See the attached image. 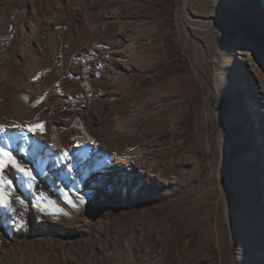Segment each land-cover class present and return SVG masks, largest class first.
Here are the masks:
<instances>
[{
  "label": "rangeland",
  "instance_id": "1",
  "mask_svg": "<svg viewBox=\"0 0 264 264\" xmlns=\"http://www.w3.org/2000/svg\"><path fill=\"white\" fill-rule=\"evenodd\" d=\"M72 1L36 11L38 24L26 44L45 67L36 76L20 70L23 83L3 87L0 123L14 129L21 146L30 133L41 142L47 120L37 121V113L58 92L66 104L55 118L90 111L95 122L110 107L106 120L127 121L134 131H122L94 167L89 155L50 190L43 188L48 159L37 155L33 165H21L31 178L8 162L2 170L16 168L18 195L0 186V197L7 196V204L0 199V264H264V230L246 229L264 221V188L252 178L261 165L254 154L264 152V142L249 131L238 102L264 92V0L188 1L202 21L187 25L199 67L179 0ZM18 2L0 0V21L14 15ZM7 22L14 26L13 17ZM91 27L98 47L89 79L95 89L84 102L64 89L63 79L71 70L73 87H82L74 67L83 62L79 54ZM239 61L255 70L249 91L238 89ZM217 74L223 87L216 86ZM41 80L38 90L46 93L39 95ZM234 114L239 119L229 120ZM37 125L42 130L29 131ZM124 159L144 171L130 182V195L110 180L108 166ZM69 161L67 155L59 164ZM242 174L246 183L237 182Z\"/></svg>",
  "mask_w": 264,
  "mask_h": 264
},
{
  "label": "bare ground",
  "instance_id": "2",
  "mask_svg": "<svg viewBox=\"0 0 264 264\" xmlns=\"http://www.w3.org/2000/svg\"><path fill=\"white\" fill-rule=\"evenodd\" d=\"M73 2L72 0H68ZM189 0H179V11L181 12V21L182 27L187 31V36L189 43L191 45V52L194 61L198 66V49L197 43L190 36V30L187 26L188 24L199 25L202 21L194 17L190 11L187 9ZM244 0H238L242 2ZM63 0H19L18 8L15 10L14 15L6 14L4 19L0 21V99L4 97L2 93L3 87L6 85H21L24 81V77L21 76L20 70L26 71L30 76H36L42 73L45 67V62L42 57H40L35 51L29 48V45L26 44V38L29 36H34V31L32 28L37 27L38 17L36 11L43 7L46 10L52 6L54 9L60 7ZM53 8L51 10L53 11ZM1 15V13H0ZM32 16V17H31ZM13 17L14 26H12L7 21ZM29 30V32H28ZM36 33V32H35ZM95 33V28L91 27L90 30V39L85 46V48L79 54V57L83 59V62L79 66V69L74 67L79 76L82 87H73L74 82L71 78V70L65 75L63 79L64 89L73 94L79 100L84 102L87 101V96L91 95V92L94 91L90 82L91 77V65L94 61L95 56L98 52V47L96 43L93 42V36ZM20 54L18 59L16 55ZM247 57V56H246ZM243 56H239V60L246 59ZM62 63L58 64V68ZM239 77L240 79L237 82L239 90L242 92L243 86L249 91L252 88V82L254 80L255 70L251 66L248 68L239 61ZM199 67V66H198ZM240 80H243L244 83L240 84ZM42 81V80H41ZM35 85L37 89L35 90L36 94L41 95L46 93V88L41 87V92L38 90L42 82ZM216 86L223 87L221 82V75L217 74L216 77ZM242 87V88H241ZM87 94V95H86ZM245 99H239L238 102L241 104L242 114L245 118V121L248 122L250 128L249 131L254 132L255 135L259 134L258 141L264 142V92L253 91L249 94L243 95ZM64 96L60 95L58 92L52 95H49L46 102L42 108L38 111L36 120L39 121L42 118L47 120V133L42 137V141L38 142V137L30 133L27 139L23 142L24 145L18 142L16 137H14L12 128H7L0 123V153L10 152V145L15 146L14 153L10 154L13 158L17 160V163L20 165H33L37 161V155H40V158H45L49 160V170L50 174L47 179L43 182V188L50 190V184L58 183L59 181L63 183L62 175H66L70 169L74 168L77 163L84 162L87 160V157L90 155V164L91 167H94L98 161L102 160L103 150L105 148L112 149V144L115 143L122 131H127L128 128H132L127 121H117L115 119L113 123L108 122L106 117L108 114H111L110 107H107L106 110L101 115L97 121H93L90 116V111H80L76 115L70 116L67 120L61 118H55V114L61 111L66 104ZM152 102L156 107L160 105L155 98H151ZM104 105H107V101H101ZM55 105L52 108V105ZM180 110V109H179ZM238 120V115L234 114L229 117V120ZM34 122V121H33ZM111 125V130L110 126ZM25 126L23 125V128ZM21 128L20 131L24 129ZM20 129V127H19ZM130 129L128 131H130ZM133 130V128L131 129ZM134 131V130H133ZM22 133V132H21ZM23 134V133H22ZM21 135V134H20ZM253 135V134H252ZM9 136V137H8ZM73 137L71 139L70 137ZM40 141V140H39ZM79 141L80 146H75V143ZM28 148L34 152L35 156H30ZM69 155V162H66L64 166H60L59 162H65L66 156ZM97 155L96 160H92L93 156ZM254 157L261 163L260 167L257 168L252 178H257V185L261 189L264 188V182L261 180L264 178V152H256ZM4 159L0 155V160ZM8 162L5 161L3 166L0 167V186L5 188L6 191L13 192L17 194V170L13 168H7L2 170ZM30 165V166H31ZM263 167V168H262ZM110 169V180L113 183L114 189L119 192L121 189L126 194L130 195L134 191V186L131 185L133 179L142 178L144 176V171L142 166L138 165V162H133L129 159L119 160L116 163L108 166ZM3 173H2V171ZM211 172H208L209 175ZM80 175L81 172H79ZM207 179V178H206ZM206 179L203 182V189L207 188ZM96 182L101 180L95 176L94 179ZM252 180V179H251ZM248 181V176L241 175L238 176L237 182L246 183ZM124 182V183H123ZM18 195V194H17ZM257 215H263L262 212L257 213ZM92 227L89 225L88 230H91ZM247 230L251 232L257 230H264V221H261L259 224L250 225L246 227ZM129 246V243L127 244ZM103 243L99 244V248H102ZM101 256L97 259L99 262Z\"/></svg>",
  "mask_w": 264,
  "mask_h": 264
},
{
  "label": "snow or ice",
  "instance_id": "3",
  "mask_svg": "<svg viewBox=\"0 0 264 264\" xmlns=\"http://www.w3.org/2000/svg\"><path fill=\"white\" fill-rule=\"evenodd\" d=\"M18 127V126H17ZM36 128H40L42 130V126L40 125H37V126H34L32 128H29V131H34ZM0 155L3 156L4 159L0 160V167L3 166L4 162L7 161V162H11L12 164H14L22 173H24V175L28 176L29 178H31V172L30 171H27L26 169H24L19 163H17L15 161V159L7 152H2L0 153ZM0 199L3 200V202L5 204H7V196L4 195L2 197H0ZM82 202V201H81Z\"/></svg>",
  "mask_w": 264,
  "mask_h": 264
}]
</instances>
